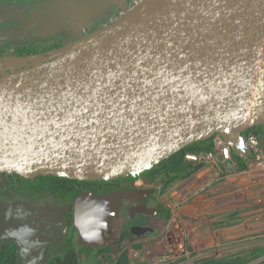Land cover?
I'll return each instance as SVG.
<instances>
[{
  "label": "water",
  "instance_id": "water-1",
  "mask_svg": "<svg viewBox=\"0 0 264 264\" xmlns=\"http://www.w3.org/2000/svg\"><path fill=\"white\" fill-rule=\"evenodd\" d=\"M90 44L72 67L42 75ZM257 126L264 128V0H140L46 58L0 59V173L139 176L214 135L249 166L243 133ZM134 193L78 194L71 220L79 242L110 245L120 202ZM147 222L137 217L132 227Z\"/></svg>",
  "mask_w": 264,
  "mask_h": 264
},
{
  "label": "flooded vegetation",
  "instance_id": "flooded-vegetation-1",
  "mask_svg": "<svg viewBox=\"0 0 264 264\" xmlns=\"http://www.w3.org/2000/svg\"><path fill=\"white\" fill-rule=\"evenodd\" d=\"M139 1L0 0V58L28 55L27 52L46 58L49 52L104 28ZM57 8L63 10L59 15L65 16L60 21L55 19L50 23L48 18L43 17L44 21L34 23L37 27L30 28L28 24L21 28L23 21L29 18L33 20V17L37 19L38 15ZM68 18L75 20L69 23ZM29 28L36 37L26 33L22 38L19 31ZM12 182L17 181L15 178L0 177V246L13 243L19 258L26 259L24 264L28 261L36 264L44 261L42 264H45L69 252L80 256L82 250L87 251V248L97 250L108 247V256L113 257L127 244H139L151 236L155 221L166 220L162 211L166 207L158 199L160 185L158 188L138 178L130 186L120 185L106 193L99 191L95 194L106 195L118 190H133L135 193L133 197L120 202L118 216L111 222V234L108 236L110 245L92 248L79 242L71 220L74 199L87 190H80L72 199L62 192L50 191L34 196L28 190L11 188ZM137 217L148 218V222L138 228L132 227ZM114 221L115 227L112 225Z\"/></svg>",
  "mask_w": 264,
  "mask_h": 264
},
{
  "label": "rangeland",
  "instance_id": "rangeland-1",
  "mask_svg": "<svg viewBox=\"0 0 264 264\" xmlns=\"http://www.w3.org/2000/svg\"><path fill=\"white\" fill-rule=\"evenodd\" d=\"M57 10L29 18L19 26L37 27L34 23L44 21L43 17L50 23L60 21L65 16L59 15L63 10ZM67 20L73 23L75 19ZM30 28L19 31V35L36 37ZM262 154L264 158L263 148ZM229 164H204L190 178L164 190L158 186V199L169 211V218L155 221L151 236L139 244H127L113 258L126 253L130 264H264V171L248 166L246 171L235 172V164ZM228 167L233 173H224ZM112 225L116 226L115 221ZM167 230L180 242L182 252L151 255ZM80 260L85 264H107L101 255L89 250H82Z\"/></svg>",
  "mask_w": 264,
  "mask_h": 264
},
{
  "label": "trees",
  "instance_id": "trees-1",
  "mask_svg": "<svg viewBox=\"0 0 264 264\" xmlns=\"http://www.w3.org/2000/svg\"><path fill=\"white\" fill-rule=\"evenodd\" d=\"M26 53V52H25ZM28 55L20 54V56L15 57H28L34 56L33 52H27ZM26 53V54H27ZM5 57L3 56L0 59L2 60ZM251 132H255L260 136L261 139H264V128L262 126H257L249 129L245 133H243L244 139ZM216 135L199 142H195L189 144L182 149H180L177 153L169 156L168 158L162 160L157 163L153 167L148 170L143 171L139 176H125L119 177L110 181H85V180H76V179H68L65 177H57L50 174L47 175H39L32 179H25L19 177L16 174H6L0 173V177L7 178H15L16 183L12 182L10 184L13 189H21L28 190L34 196H41L45 191H50L53 193L66 194L71 197V199L80 191L87 190L93 193L101 192H109L113 189L123 186H130L133 182L141 178L145 182L149 184H153L154 186L160 185L162 190L167 187L190 178L199 170H201L204 166L203 163H189L186 162L184 157L187 154H201L207 153L214 149V139ZM250 154V153H249ZM232 162L236 166L235 172H243L248 169L246 164V160L238 157L236 154L231 152ZM251 157V154L248 155ZM229 164V163H227ZM230 165V164H229ZM225 174L233 173L232 170L228 167ZM122 187V186H121ZM70 209V207H69ZM163 213L165 214V219L169 218V212L167 209L162 208ZM91 252H95L96 255L102 257L107 264H130L129 259L126 256V253H122L117 259L113 257H109L110 249L108 247H101L97 250H93L91 248H87ZM18 254L16 251V247L13 243H7L0 246V264H18ZM45 264H85L80 260V256L75 253H66L63 257L50 259ZM205 264H232L227 262H215L209 261Z\"/></svg>",
  "mask_w": 264,
  "mask_h": 264
},
{
  "label": "built area",
  "instance_id": "built-area-1",
  "mask_svg": "<svg viewBox=\"0 0 264 264\" xmlns=\"http://www.w3.org/2000/svg\"><path fill=\"white\" fill-rule=\"evenodd\" d=\"M247 149L251 154L250 167H254L256 170L264 171V158L262 154L261 138L255 132H251L245 138ZM231 148L230 146L220 137L216 136L214 139V149L207 153L201 154H187L184 159L189 163H203L211 164L215 162L231 163ZM180 242L171 234V231L167 230L163 236L160 237L156 243L155 249L151 252V255H163L182 252Z\"/></svg>",
  "mask_w": 264,
  "mask_h": 264
},
{
  "label": "bare ground",
  "instance_id": "bare-ground-1",
  "mask_svg": "<svg viewBox=\"0 0 264 264\" xmlns=\"http://www.w3.org/2000/svg\"><path fill=\"white\" fill-rule=\"evenodd\" d=\"M93 50V45L85 46L76 52H72L64 55L61 59L53 62L52 64H48L44 67L42 71L43 76H50L52 74H57L60 70L72 67L73 64L77 63L82 59V57L87 56ZM37 73V70L28 71L25 73L27 77H33ZM38 74V73H37ZM18 79L22 78L21 76H17ZM26 78V77H25Z\"/></svg>",
  "mask_w": 264,
  "mask_h": 264
}]
</instances>
